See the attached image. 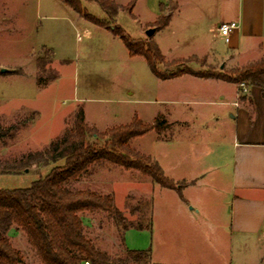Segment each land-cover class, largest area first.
I'll use <instances>...</instances> for the list:
<instances>
[{
  "label": "rangeland",
  "instance_id": "1",
  "mask_svg": "<svg viewBox=\"0 0 264 264\" xmlns=\"http://www.w3.org/2000/svg\"><path fill=\"white\" fill-rule=\"evenodd\" d=\"M79 1L88 13L120 26L136 40H148L147 31L156 21L179 8L174 0H112L123 7L113 20L96 0ZM181 1L182 14L156 36L169 57L205 52L199 40L206 39L205 19L213 16L218 2ZM132 2L130 12L126 8ZM161 2L166 4L159 16ZM189 11L203 19L186 20L183 15ZM190 59L196 60L194 69L205 61ZM214 67L231 70L226 62ZM56 73L55 80L40 86L39 79L47 81ZM201 82L157 78L144 57L130 56L119 37L60 0H0V167L47 149L72 124L79 107L99 131L128 124L135 116L144 123L162 118L170 124L167 130H152L133 139L131 146L151 156L176 183L187 184L182 197L138 171L96 164L69 187L112 194L124 221L104 212L85 213L86 237L110 256V264H264V232L259 240L246 238L243 245L229 234L232 119L231 108L219 103L227 96L218 97L232 88ZM51 167L33 165L18 173L0 168V189L30 187ZM9 235L24 264H42L23 231L12 228ZM128 249L149 250L150 257L135 260Z\"/></svg>",
  "mask_w": 264,
  "mask_h": 264
},
{
  "label": "trees",
  "instance_id": "2",
  "mask_svg": "<svg viewBox=\"0 0 264 264\" xmlns=\"http://www.w3.org/2000/svg\"><path fill=\"white\" fill-rule=\"evenodd\" d=\"M61 1L85 19L119 37L129 55L144 57L151 72L159 79L168 80L190 74L203 79L224 80L238 86L244 82L247 86L259 87L264 96V58L231 70H217L214 66L206 65L205 61L202 68L194 69L191 64L196 60L190 58L168 63L153 36L148 40H136L120 26H112L88 13L79 0ZM96 1L113 20L123 8L112 0ZM134 6L132 2L126 9L132 12ZM171 19V14L160 17L155 23L156 32L166 28ZM37 63L41 71H45L41 58ZM160 66L164 69L161 70ZM56 77L57 73L47 81L39 79L38 82L43 87ZM169 127L170 124L162 118L157 117L153 123H144L135 116L128 124L99 131L87 123L84 108L79 107L72 124L67 126L62 136L52 140L47 149L30 152L2 164V173H18L33 165L52 167L47 175L34 181L30 187L0 189V264H24L23 254L11 242L9 232L12 228L25 233L42 264H110V256L99 251L86 237L82 215L104 212L117 222H123L122 212L115 206L112 194H100L90 189L75 190L69 184L87 174L94 165L111 163L128 171H138L156 184L177 191L182 197V188L187 184H178L167 177L151 156L131 146L133 139L152 130L162 133ZM100 141H103V145L99 144ZM136 228L144 229L143 226ZM125 229L128 230L126 226ZM127 255L135 260L148 259L150 251L128 249Z\"/></svg>",
  "mask_w": 264,
  "mask_h": 264
},
{
  "label": "crops",
  "instance_id": "3",
  "mask_svg": "<svg viewBox=\"0 0 264 264\" xmlns=\"http://www.w3.org/2000/svg\"><path fill=\"white\" fill-rule=\"evenodd\" d=\"M169 1L171 0L167 2ZM174 1L179 8L171 14L170 24L153 35L156 42L157 34L168 30L174 18L183 12V2ZM195 13L189 11L183 17L191 22L203 19L202 16L195 17L197 16ZM161 15L160 9L159 16ZM205 20L208 34L205 40H199L205 46V52L200 55L193 53L188 56L169 57L163 53L157 42L166 62L197 57L204 59L206 65L215 66L216 62L220 61L222 67L226 62L229 69H234L264 58V0H218L215 13ZM231 22L237 23V28L232 30L230 40L226 42L219 27L221 24ZM176 79H194L198 82L201 79V83L208 85L220 83L232 88L230 94L224 96L220 94L218 97L225 100L227 96L226 101L219 103L231 108L230 120L232 119V141L229 145L232 164L226 196L230 206L229 234L236 236L240 245L244 244L246 238L261 239L264 232V96L261 89L257 86H248V92L243 94L237 84L213 78L203 79L190 74L168 80ZM84 112L87 121L85 109ZM195 180H189L187 183L191 184Z\"/></svg>",
  "mask_w": 264,
  "mask_h": 264
},
{
  "label": "built area",
  "instance_id": "4",
  "mask_svg": "<svg viewBox=\"0 0 264 264\" xmlns=\"http://www.w3.org/2000/svg\"><path fill=\"white\" fill-rule=\"evenodd\" d=\"M235 28H237V23H235V22L225 23V24L220 25L219 31H220L221 35L224 37L226 42H229L230 34H231L232 30H234ZM240 88H241V91L243 94L248 92V86L246 85V83H244V82L241 83Z\"/></svg>",
  "mask_w": 264,
  "mask_h": 264
},
{
  "label": "water",
  "instance_id": "5",
  "mask_svg": "<svg viewBox=\"0 0 264 264\" xmlns=\"http://www.w3.org/2000/svg\"><path fill=\"white\" fill-rule=\"evenodd\" d=\"M156 33V30L154 28H151L147 31V36L150 38L152 37L154 34ZM7 70L6 69H3L2 72H6ZM27 171V170H26Z\"/></svg>",
  "mask_w": 264,
  "mask_h": 264
}]
</instances>
